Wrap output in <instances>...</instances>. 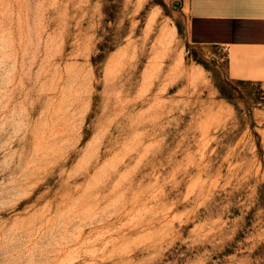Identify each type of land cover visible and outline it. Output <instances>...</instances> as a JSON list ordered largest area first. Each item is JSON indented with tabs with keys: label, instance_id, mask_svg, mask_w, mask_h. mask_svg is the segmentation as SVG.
Here are the masks:
<instances>
[{
	"label": "rangeland",
	"instance_id": "374dc122",
	"mask_svg": "<svg viewBox=\"0 0 264 264\" xmlns=\"http://www.w3.org/2000/svg\"><path fill=\"white\" fill-rule=\"evenodd\" d=\"M187 0H0V264H264V83Z\"/></svg>",
	"mask_w": 264,
	"mask_h": 264
},
{
	"label": "crops",
	"instance_id": "0c3cea01",
	"mask_svg": "<svg viewBox=\"0 0 264 264\" xmlns=\"http://www.w3.org/2000/svg\"><path fill=\"white\" fill-rule=\"evenodd\" d=\"M191 34L226 49L225 74L241 83H264V0H187Z\"/></svg>",
	"mask_w": 264,
	"mask_h": 264
}]
</instances>
